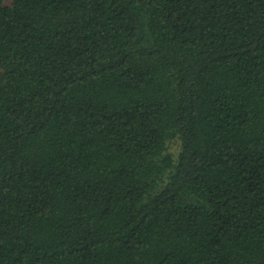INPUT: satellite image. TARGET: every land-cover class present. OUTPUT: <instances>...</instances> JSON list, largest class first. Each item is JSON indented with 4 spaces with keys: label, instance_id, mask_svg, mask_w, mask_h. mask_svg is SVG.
Masks as SVG:
<instances>
[{
    "label": "trees",
    "instance_id": "obj_1",
    "mask_svg": "<svg viewBox=\"0 0 264 264\" xmlns=\"http://www.w3.org/2000/svg\"><path fill=\"white\" fill-rule=\"evenodd\" d=\"M0 264H264V0H0Z\"/></svg>",
    "mask_w": 264,
    "mask_h": 264
}]
</instances>
